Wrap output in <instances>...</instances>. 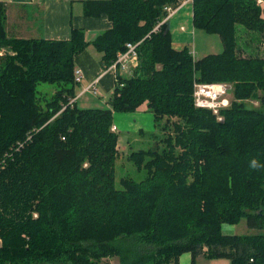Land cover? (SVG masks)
I'll return each mask as SVG.
<instances>
[{
  "label": "trees",
  "instance_id": "obj_1",
  "mask_svg": "<svg viewBox=\"0 0 264 264\" xmlns=\"http://www.w3.org/2000/svg\"><path fill=\"white\" fill-rule=\"evenodd\" d=\"M177 3L86 0L84 16L111 23L92 41L82 29L67 41L10 38L0 3V264H178L183 253L191 264L199 255L264 264V112L237 102L257 90L264 98V58L249 51L264 40L260 6L192 0L193 28L222 43L221 52L196 58L172 47L167 22L152 31ZM137 42L138 68L116 79L108 108L68 104L77 54L92 45L106 69ZM194 81L232 84L223 122L195 108ZM41 83L57 85L44 107ZM144 103L155 123L177 119L175 136L166 151L131 153L145 177L122 178L118 188L113 114ZM242 220L256 232L222 233Z\"/></svg>",
  "mask_w": 264,
  "mask_h": 264
},
{
  "label": "crops",
  "instance_id": "obj_2",
  "mask_svg": "<svg viewBox=\"0 0 264 264\" xmlns=\"http://www.w3.org/2000/svg\"><path fill=\"white\" fill-rule=\"evenodd\" d=\"M84 1L86 0H0L5 9L6 34L10 38L67 41L70 39L72 29H82L85 31V38L90 37L86 40L92 41L97 35L110 29L111 23L104 15L97 18L84 16ZM166 25L171 35L172 47L175 50L187 48L189 38L196 32L192 26L191 5L185 4L180 7L171 15ZM211 54H217V52ZM100 59L101 54L92 45L74 57L75 68H79L83 73L82 82L77 84L74 90L75 97H77L76 103L89 93L81 94L95 80H97L96 88L99 92L97 98H101L102 101L109 100L115 86V74L112 71L103 74L105 71ZM139 111H148L146 103ZM248 231L256 232L249 229ZM227 235L239 234L236 233L235 228L232 234ZM116 260V258H110L109 263L118 264ZM212 260L215 259L199 255L195 259V264H211L209 262ZM178 264H191V254L180 255Z\"/></svg>",
  "mask_w": 264,
  "mask_h": 264
},
{
  "label": "rangeland",
  "instance_id": "obj_3",
  "mask_svg": "<svg viewBox=\"0 0 264 264\" xmlns=\"http://www.w3.org/2000/svg\"><path fill=\"white\" fill-rule=\"evenodd\" d=\"M179 1L181 0H178V2ZM260 18L264 21V6L260 7ZM245 37L246 39H249L248 35H246ZM89 38H90L89 36H86L85 39H89ZM187 46L192 53L194 52L193 54L196 58H201L205 54H211L216 52L218 53L222 51V44L220 42V38L217 35H208L200 30H196L194 35H192L189 38V42ZM249 46L251 45L248 44V47ZM252 46L253 48L249 49V51H255V49H259L258 52L255 51L257 53L256 55H258L261 58H264V40L260 41V43H254ZM1 49L4 50L3 55H5L6 49L0 48V50ZM246 54L247 52L245 53L244 51L240 55L243 57ZM123 77H126V75H123ZM196 82L197 81H194L193 84ZM56 89H57L56 84L41 83L37 85L38 96L40 97V103L42 107H44L45 102L50 99V96L53 94V92H55ZM232 92H233V87H232ZM232 92L229 97L231 101L233 99ZM261 95H263L262 92L260 90H257L255 91V96L242 101L237 100V102L238 103L241 102L245 104V106L248 108H252L264 112V98L262 99ZM76 104L79 108L109 107L108 100L102 101L101 98H97V96L93 95L92 93L85 94L77 101ZM216 121L221 123L224 121V118L222 117V121H218L217 119ZM174 122H177L176 118H170L169 120L167 118H163L161 121L155 123L154 117L152 113H150L149 111L140 112L139 110H137L135 112H130V113L113 114V125L115 126L116 129L115 132L118 136V142H117L118 150H117V156L114 166L116 187L120 188L119 180L122 178L129 177L135 181H140L145 177V172L143 170L141 171L137 170L133 162L129 159L130 154L133 152H138L140 150L147 151L149 149H153V150L157 149L159 150V152L166 151L167 137L175 136L174 128L172 124ZM180 150H181L180 148H176V154H179ZM245 225L246 224L244 220H242L239 224L234 226L224 224L222 226V233L225 235L232 234L233 229L235 230L236 228V233L239 235L249 234L250 231H248ZM109 259H103L101 263L110 264ZM209 263L229 264L228 260L226 259H215L210 261Z\"/></svg>",
  "mask_w": 264,
  "mask_h": 264
},
{
  "label": "built area",
  "instance_id": "obj_4",
  "mask_svg": "<svg viewBox=\"0 0 264 264\" xmlns=\"http://www.w3.org/2000/svg\"><path fill=\"white\" fill-rule=\"evenodd\" d=\"M257 4L260 7L264 6L263 0H256ZM192 0H181L176 5H169L164 7L166 15L160 21L157 26L153 29L157 31L163 23L167 22L168 19L173 15L180 7L185 4L191 5ZM183 29V28H182ZM140 42L137 43H126L125 51L118 52L116 55L115 61L106 69L105 72L112 71L115 74V81L118 77H126L132 75L133 71L138 67V52L137 48ZM4 54V50H0V56ZM193 54V53H192ZM74 81L75 83H81L83 80V73L79 68L74 69ZM97 80L91 82L81 93L89 92L97 96L99 94L98 89L96 88ZM232 92V84L230 83H199L196 82L193 84V93L192 99L195 108L204 109L210 111L218 121H222V116L220 114L221 110L227 109L230 107L231 100L230 95ZM77 97H74L69 100V105H72ZM65 108V107H63ZM115 126L111 127V131L115 132ZM22 144H19L21 147ZM36 216V215H34ZM1 246V240H0ZM252 262V260H250Z\"/></svg>",
  "mask_w": 264,
  "mask_h": 264
}]
</instances>
